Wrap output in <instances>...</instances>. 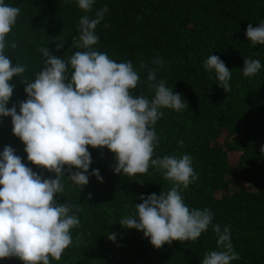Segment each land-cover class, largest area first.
I'll use <instances>...</instances> for the list:
<instances>
[{
  "label": "trees",
  "instance_id": "16d2710c",
  "mask_svg": "<svg viewBox=\"0 0 264 264\" xmlns=\"http://www.w3.org/2000/svg\"><path fill=\"white\" fill-rule=\"evenodd\" d=\"M5 4L21 10L5 51L13 65L26 69L12 79L13 96L6 105L15 106L18 114L20 103L27 100L21 81H33L43 69L40 49L48 47L54 57L66 61L76 51H85L75 46L79 20L84 15L95 18L105 6L108 11L95 29L99 40L93 48L118 63L132 62L140 75L134 96L153 98L148 70L155 67L154 59L163 60L157 82L164 80L189 108L161 109L153 159L189 155L198 179L181 190L186 206L209 209L212 225L230 227L239 256L231 264H264V45L253 46L246 36L249 23L255 28L264 22V0H94L88 13L78 7V0ZM57 45L62 47L57 50ZM210 55L218 56L231 72L230 92L218 85L214 70H205ZM244 59L260 61L255 76L243 75ZM8 146L42 179H55L54 173L27 160L25 145L13 135L11 117H0V156ZM88 151L89 183L81 190L65 172L64 190L56 196L58 204H69L79 227L72 229L73 244L61 260L51 264H202L207 252L223 250L212 225L196 241H173L161 249H155L143 232L122 227L121 219L133 215L136 204L143 202L140 197L166 193L173 182L154 167L146 174L118 175L108 149ZM93 170H99L103 182ZM112 234L115 241L108 239ZM0 264L22 262L8 258Z\"/></svg>",
  "mask_w": 264,
  "mask_h": 264
},
{
  "label": "clouds",
  "instance_id": "9594fccd",
  "mask_svg": "<svg viewBox=\"0 0 264 264\" xmlns=\"http://www.w3.org/2000/svg\"><path fill=\"white\" fill-rule=\"evenodd\" d=\"M93 4L94 0H78V7L85 13L91 12ZM20 11L0 0V117H11L13 135L25 145L27 160L54 173L55 179H42L13 148H4L0 156V259L17 258L22 264L61 260L73 244L71 231L79 227V219L70 214L68 203L58 204L56 196L64 190L65 172L81 190L89 183V147L108 149L115 157L114 171L118 175L146 174L154 167L173 182L166 193L140 197L143 202L136 204L133 215L121 219L122 227L143 232L155 249L173 241H196L212 225L213 214L209 209H189L184 203L181 190L198 179L192 158L184 154L153 159L159 144L155 125L163 116L161 109L179 112L189 108L164 80L157 82L163 60L154 59L155 67L148 70L153 98L134 96L140 75L132 62L118 63L93 48L99 40L95 29L108 11L105 6L95 18L84 15L79 20L75 46L85 51H76L66 61L54 57L48 47L40 49L45 58L43 69L33 81H21L27 100L20 103L18 114L15 106L9 109L6 105L13 96L12 79L22 76L26 69L13 65L5 51ZM246 36L253 46L264 45V22L255 28L249 23ZM61 47L57 45V50ZM140 67L146 65L142 62ZM204 68L214 70L218 85L227 93L231 91V72L218 56L210 55ZM260 69L259 60L244 59L245 77L255 76ZM92 175L103 182L99 170H93ZM212 229L223 250L207 252L202 264H231L239 259L231 243L230 227L221 230L219 225H212ZM108 239L115 241V234Z\"/></svg>",
  "mask_w": 264,
  "mask_h": 264
},
{
  "label": "rangeland",
  "instance_id": "374dc122",
  "mask_svg": "<svg viewBox=\"0 0 264 264\" xmlns=\"http://www.w3.org/2000/svg\"><path fill=\"white\" fill-rule=\"evenodd\" d=\"M222 137V136H221Z\"/></svg>",
  "mask_w": 264,
  "mask_h": 264
}]
</instances>
